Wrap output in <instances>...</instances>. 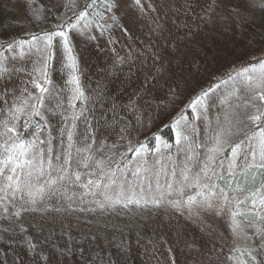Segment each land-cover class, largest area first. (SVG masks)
Masks as SVG:
<instances>
[{
    "label": "rangeland",
    "instance_id": "374dc122",
    "mask_svg": "<svg viewBox=\"0 0 264 264\" xmlns=\"http://www.w3.org/2000/svg\"><path fill=\"white\" fill-rule=\"evenodd\" d=\"M260 2L0 0V160L16 143L32 161L17 168L18 189L6 179L12 165L0 174V264H253L246 247L264 261L255 228L237 218L251 239L234 236L231 205L218 215L222 201L206 207L197 186L199 177L219 190L226 171L252 164L253 148L259 163L260 129L247 117L264 103L246 78L264 59ZM60 30L71 54L54 38L45 68L43 37Z\"/></svg>",
    "mask_w": 264,
    "mask_h": 264
},
{
    "label": "snow or ice",
    "instance_id": "6c2138e0",
    "mask_svg": "<svg viewBox=\"0 0 264 264\" xmlns=\"http://www.w3.org/2000/svg\"><path fill=\"white\" fill-rule=\"evenodd\" d=\"M72 3L74 5V0H72ZM95 3H96V0H91V3H89L87 5V7H92V5ZM137 3H139V0H137ZM255 3H256V0H252V6H255ZM113 6L114 5L109 4L108 5L109 10H111V8ZM259 6L262 9H264V0H261ZM235 13H236V17H237V22H239V19L241 18V12L239 9H236ZM76 19H77V21L86 20L87 19L86 12L80 11L79 14L76 16ZM112 19L115 20V17H112ZM85 26H87V25H85ZM68 27L75 29L77 27V25L76 24H69ZM56 37L62 38L63 45H64L65 49L68 51L69 54H71V48L68 47L69 38H68V35L65 31L60 30V31H52L49 33H45V35L43 37L44 46L48 50L45 54V62H44L45 68L47 67V61L52 58L51 49L53 47V40ZM33 39L34 40H40L41 37H37V36L33 35ZM18 43L22 45L24 42L19 41ZM8 47L12 48V45L9 44ZM0 71H6V69L0 68ZM34 71L40 72L44 77V82L45 83L48 82L46 72H44L42 69H34ZM245 71L247 72V69H245ZM253 72H258V74L254 75V76H248L246 78V86H247L248 90L253 93V95L251 97L252 100H259L261 103H264V59L259 60L257 62V66H256V68L253 69ZM73 80L75 81V77H73ZM32 83H33V86L37 90H39V92L41 94L48 91V89H46L40 82H38L35 77H33ZM77 83H78V81H77ZM77 92H79V88H77ZM204 95L206 96L207 93H204ZM43 98H44L43 95H40L37 97V100L42 101ZM198 102H202L200 100V97H197L196 100H193L192 104L190 106H195ZM253 107L256 108V113L249 115L247 118L249 121H251V123L254 126H257L260 129L259 136H258V154H259L260 159H259V163H257L256 162L257 149L253 148L251 150V154H252V158H253V162L251 164V167H255L257 169L264 170V109L256 106L255 104L253 105ZM32 109H33V112L35 114H37V115L39 114L38 111H36V105H32ZM23 110H24L23 107H18V108H16L15 111L16 112H22ZM7 131L14 133L15 129H14V127H7ZM68 138H69V141H71V139H72L71 133H69ZM184 138L187 139V137H184ZM225 142L226 141L223 139L222 134H218L216 137L217 149H219L223 145V143H225ZM70 147H71V145H70ZM90 148H91V145L86 144L83 149H78L77 151H87ZM239 148H240L239 144L234 145V147L232 148L233 156L237 155V150ZM14 149H20V155L19 156H16L15 152L13 151ZM5 151L8 153V155L3 160H0V165L4 166V167H0V174L3 173L5 168H7L9 165H12L10 171L14 175H9L6 177V179L9 182H13L15 180L16 189H18V187H19V175L16 174L17 168H23L26 163L31 165L32 161L31 160L24 161V160L20 159V157L24 156L25 152L27 151V149H25L23 145H18L16 143H13L10 146L5 147ZM213 158L214 157H209L210 160ZM90 159H91L90 156L85 157V161L82 162L84 167H88L87 160H90ZM64 163L67 164L68 160L65 159ZM229 167H230V169L234 168L235 163L230 162ZM62 170H66V169H63V166H62ZM204 171H205V174H207V171H208L207 166H206ZM229 174H231V172ZM29 175H30V173H29ZM75 176H76V180H80L79 174H75ZM183 178H184V180L188 179V177L186 175ZM61 179H63V176H61ZM49 183H53V182L50 181ZM93 183L94 182L92 180H89L86 185H82V186L88 187V185H92ZM12 186H13L12 183H10L9 187H12ZM197 186L202 187V188L207 190L206 195H204L203 192L198 193V195L204 196L202 203L206 207L213 208V206H214L213 200L214 199H219L222 201V204L217 209L218 215L223 212L224 207L226 205H231V207H229L228 210H229L230 217H231L232 232H233V235L236 237L240 236L241 233H244V229L241 227V224L237 221V217L244 215L245 218L247 219V214L241 212L240 206L245 204L249 199L251 200L252 209H250V212H254V216H253V219L251 221H249L247 227L255 228L254 235H258L261 239V243L258 245L259 252L261 255H264V215H261V213H264V180H262L259 187H255V188L250 189V190L243 189V188L236 189L237 193L247 192V195H244L243 198H240L238 195H232L230 197L229 193L226 192L223 188H220L219 190H217V185H215V184L200 185L199 177H197ZM28 187L31 188L33 186L28 185ZM105 187H107V185ZM169 187H171V185H169ZM37 191L42 194L43 188L37 189ZM29 194L31 195V192ZM106 199H110V198L106 196ZM193 200H194L193 197H191V196L188 197L189 203H192ZM31 202L35 203V200L33 199ZM115 202L119 203L120 201H119V199H117ZM127 202L132 203L133 202L132 198L128 197ZM136 203H139V201H136ZM153 203L158 204L159 201L153 200ZM100 206L103 207V205H100ZM16 215H19V213H17ZM256 221L260 222V226L256 225V223H255ZM244 238L245 239H251V237L247 236L246 233H244ZM30 247H31V245H30ZM257 250H258L257 247H246L243 250V253L247 254V256L251 259L253 264H264V261H258L257 255L254 254V253H257ZM235 251H240V249H235ZM229 259H233V257H229ZM93 264H94V261H93ZM239 264H246V261L240 260Z\"/></svg>",
    "mask_w": 264,
    "mask_h": 264
},
{
    "label": "trees",
    "instance_id": "16d2710c",
    "mask_svg": "<svg viewBox=\"0 0 264 264\" xmlns=\"http://www.w3.org/2000/svg\"><path fill=\"white\" fill-rule=\"evenodd\" d=\"M28 124L26 125L27 128H25L26 129L25 132L28 135L32 136L34 139H37V132H36L37 126L31 125L30 128L28 129L29 126ZM30 140L32 139L30 138ZM227 153L228 151L224 152V154L226 155ZM230 172L231 174H229ZM262 180H264V170L251 167V162H250L246 164L244 168L242 166V168L235 171H226V173L220 177L219 185L220 188H223L226 192L229 193V195H238L239 197L243 198L244 195H247V192L237 193L236 189L243 188L250 190L255 187H259ZM250 209H252V202L249 199L245 204L240 206L241 212L247 214V219L245 218L244 215H241L237 218L242 222L249 223V221H251L254 216V212H250ZM255 223L260 224L259 221H256Z\"/></svg>",
    "mask_w": 264,
    "mask_h": 264
}]
</instances>
